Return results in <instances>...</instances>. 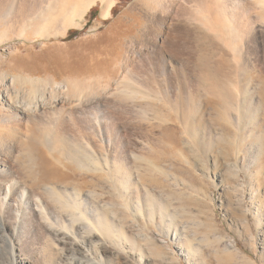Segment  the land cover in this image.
<instances>
[{
  "label": "rangeland",
  "instance_id": "rangeland-1",
  "mask_svg": "<svg viewBox=\"0 0 264 264\" xmlns=\"http://www.w3.org/2000/svg\"><path fill=\"white\" fill-rule=\"evenodd\" d=\"M159 1L105 0L102 3L96 0L88 9L84 10L81 5L82 10H78L73 4L68 6L61 0H51L38 11L36 0H0V80L13 76L26 78L15 83L18 90L33 89L37 85L32 81L38 79L44 84L72 83L71 86L81 87L90 95L99 91L106 93L118 86L122 89L109 100L121 105L123 111L116 110L122 124L129 120L136 123L123 124L138 142L139 157L132 163L131 187L125 181H100L91 171H80L71 164L65 168L41 145V178L46 183L59 182L86 192L97 191L101 198L108 200L121 194L116 198L125 208L134 201L142 207L157 201L150 216L129 207L125 210L120 206L116 210L119 220L127 226L125 232L130 241L123 248L119 242L105 240L106 264H264V27H261L264 24L258 27L262 33L257 39L249 38L248 52L241 51L246 60L251 57L249 65L252 66L246 69L248 72L252 69L250 73L237 71L238 62L230 52L227 51L229 57L225 55L227 58L222 59L219 50L224 45L213 39L220 48L207 39V32L201 31L197 37H178L180 52L183 50L179 57L191 55L199 69L205 68L204 74L208 76L205 78L223 82L218 89H212L202 79L203 92L201 89L198 92L196 87L195 91L199 96L203 94L204 99L200 97L201 102L196 105L185 103L182 110L186 122L165 102L143 99L142 94L147 92L143 86L136 88V97L131 100L125 91L127 82L121 85L115 82L121 79V68H115V62L125 61L126 55L133 61L137 80L145 81L154 75L151 65L164 50L157 45L158 37L152 30L155 15L162 12ZM31 7H35L37 14L19 22V26L14 24L19 12ZM175 12L174 15L181 14V10ZM199 35H203L202 40ZM214 47L216 52L212 50ZM238 75L259 85L258 88L251 83L247 86L250 91L242 87L244 92H240L244 95L238 92L240 96L235 85H230L231 81L237 82ZM211 89L215 90L214 94ZM222 94L235 99L226 100ZM237 97H245L248 104L240 106ZM230 100L233 102L229 103ZM185 123H189L188 129ZM217 132H221V137ZM46 143L47 147L54 145L52 139ZM160 207L165 213H161ZM44 246L41 239L35 243L36 255L42 258ZM68 251L70 254V245ZM2 258L0 250L1 262Z\"/></svg>",
  "mask_w": 264,
  "mask_h": 264
},
{
  "label": "bare ground",
  "instance_id": "bare-ground-1",
  "mask_svg": "<svg viewBox=\"0 0 264 264\" xmlns=\"http://www.w3.org/2000/svg\"><path fill=\"white\" fill-rule=\"evenodd\" d=\"M21 1L23 2V0ZM100 1L105 2V0ZM62 2L68 6L75 5L74 7L80 10H82V5L85 10L93 3L95 4L96 0H61ZM50 3L51 0L41 2L36 0L38 11ZM23 4L21 5L23 6ZM157 4L161 7L162 12L155 15V24L152 30L158 37L157 45L164 50L158 55L156 54L157 57L151 65L154 75L144 79L145 81L137 80L133 61L126 55L124 63L115 62V68H121V79L118 78L115 82L118 85L127 82L125 91L128 94V99L131 100L138 87L143 86L147 91L142 94L143 99L152 100L153 98V100L165 102L169 108L176 111L179 119L182 118L183 121L188 122L187 119L184 120L185 114L182 110L185 103L187 102V106L192 103L196 105L201 102L200 97L201 100L204 99L201 96L203 94L198 95V92L205 87L204 82L212 89L219 85L222 86L223 82L219 84L216 79L215 81L212 78L211 80L205 78V75L208 77L207 73L204 74L205 68L202 69L203 71L199 69L200 67L191 55L179 57L183 50L180 52L181 45H178L180 44L177 41L178 37L190 35L197 37L201 31L207 32L208 36L212 35L211 38L207 36V39L217 40L222 44L221 46L226 47L225 54L224 47H220L213 40L222 48L221 52L219 50L222 59L232 55L238 62L237 71L245 70L250 73L252 69H249V72L246 69L252 66L249 65L251 57L247 56L248 60H246L241 51L243 50L244 54L245 51L248 52V48L251 47V43H248L249 38L252 36L257 39L258 34L262 33V31L259 32L260 28L258 29V27L260 24H264V0H161ZM175 10L177 12L181 10V14L178 15L180 12H175L178 16L174 15ZM35 12V7L23 10L21 14L19 12L18 19L16 16L14 17L18 20L14 21V24L21 25L19 22L22 23ZM63 12L60 14H64ZM75 12L78 11L75 10ZM75 12L73 11V13ZM262 30L264 32V29ZM202 36H200L201 40ZM204 37L203 39H205ZM211 47L213 48V46ZM212 50L215 51V47ZM208 51L210 52V50ZM227 51L230 52L229 55ZM237 51L240 52V56ZM247 55L250 56V54ZM150 63L152 62L150 61ZM210 65L213 66V63ZM254 66L252 68H258ZM260 72L263 74V71ZM140 76L138 74V77ZM240 76L236 77L237 82L236 79L234 80L236 84L232 81L230 83L232 86L235 85L237 93L244 92L243 89L248 90L251 85L255 84L246 79V83H244L245 80ZM21 77L13 76L8 80L2 77L0 80V243L3 244V247L0 245V250L3 252V262L0 261V264H106L104 257L107 256L108 249L105 240L111 239V242H119L123 248H126L130 241L125 232L127 226L119 220L116 212L120 206L125 208V205H122L116 198H120L121 194L108 200L101 198L97 191L86 192L77 186L63 185L59 182L46 183L41 178V145L47 149L46 152H49L54 160L65 168L71 164L80 171H89V173L91 171L100 181L113 183L125 181L124 184L131 187L134 175L133 164L139 157L136 153L138 142L133 135L129 134L128 127L126 126V128L124 125H128L129 122L134 123V120L128 119L129 121L126 120L128 123L124 122L123 125L116 110L121 109V105H118L117 101L113 103L109 100L122 89L118 86L113 89L114 91L111 89L106 93L95 91V95H90L85 93L81 87L71 86L72 83L44 84L42 79L36 81L31 79L29 81L36 83L34 84L37 85L36 87L18 90L15 88L17 87L15 83L26 79ZM202 79L204 82H201ZM257 83L260 84V81ZM258 86L256 87L258 88ZM195 87L197 91L199 90L197 93ZM212 89L214 94L215 90ZM141 90L143 91V89ZM222 95L226 100H228L227 98L232 99V97L235 99L234 96L225 98L227 95ZM219 96L217 97L219 98ZM238 97L236 99H239ZM240 98L239 105L243 107V104L247 103V99L244 97L246 102H243L245 99ZM226 102L225 104L228 103ZM232 102L229 101V103ZM187 110L185 109V111ZM185 113L187 115V112ZM190 113L193 114V112ZM120 116L125 120V116ZM188 124L184 125L187 129L189 128ZM131 133L133 132L131 131ZM217 133L221 137V132ZM48 139H52L54 142L52 148L47 147L46 140ZM141 142L143 144V141ZM56 152H58L57 156ZM156 202H148L142 207L140 202L134 201L127 206L135 211L139 210L140 214L150 216L149 213L153 214L155 211ZM127 208L125 210H128ZM160 211L165 213L163 207H160ZM39 239L45 243L44 258L36 255L35 252V243Z\"/></svg>",
  "mask_w": 264,
  "mask_h": 264
}]
</instances>
